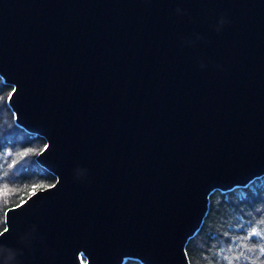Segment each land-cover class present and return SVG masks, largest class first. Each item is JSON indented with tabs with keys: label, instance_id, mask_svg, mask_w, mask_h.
<instances>
[{
	"label": "water",
	"instance_id": "obj_1",
	"mask_svg": "<svg viewBox=\"0 0 264 264\" xmlns=\"http://www.w3.org/2000/svg\"><path fill=\"white\" fill-rule=\"evenodd\" d=\"M0 78L56 177L0 264H190L210 195L264 176V0H0Z\"/></svg>",
	"mask_w": 264,
	"mask_h": 264
},
{
	"label": "trees",
	"instance_id": "obj_2",
	"mask_svg": "<svg viewBox=\"0 0 264 264\" xmlns=\"http://www.w3.org/2000/svg\"><path fill=\"white\" fill-rule=\"evenodd\" d=\"M12 91L13 87L0 78V232L6 227L8 209L56 182V177L36 161L46 146L45 139L16 124L8 105ZM252 232L261 235L250 236ZM262 248L264 176L247 187L212 193L207 216L187 243L186 253L190 264H264ZM126 264L141 263L129 260Z\"/></svg>",
	"mask_w": 264,
	"mask_h": 264
},
{
	"label": "snow or ice",
	"instance_id": "obj_3",
	"mask_svg": "<svg viewBox=\"0 0 264 264\" xmlns=\"http://www.w3.org/2000/svg\"><path fill=\"white\" fill-rule=\"evenodd\" d=\"M21 155L26 156L27 153H22ZM33 194H34V192H33ZM5 215H7V213H5ZM4 232H8V228L7 227H5ZM4 232H0V236H3L4 235ZM249 235L250 236H260L261 234L258 233V232H252ZM261 252L264 253V248L261 249ZM242 255H243V253H241V256ZM236 259H239V257H236Z\"/></svg>",
	"mask_w": 264,
	"mask_h": 264
}]
</instances>
